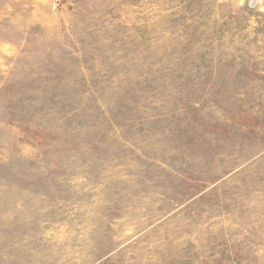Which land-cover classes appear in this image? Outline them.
Returning <instances> with one entry per match:
<instances>
[{
  "label": "rangeland",
  "instance_id": "374dc122",
  "mask_svg": "<svg viewBox=\"0 0 264 264\" xmlns=\"http://www.w3.org/2000/svg\"><path fill=\"white\" fill-rule=\"evenodd\" d=\"M0 264H264V0H0Z\"/></svg>",
  "mask_w": 264,
  "mask_h": 264
}]
</instances>
